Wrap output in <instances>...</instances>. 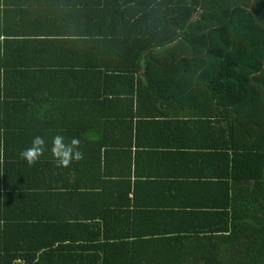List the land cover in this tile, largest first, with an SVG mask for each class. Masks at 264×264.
I'll return each instance as SVG.
<instances>
[{
    "label": "trees",
    "instance_id": "16d2710c",
    "mask_svg": "<svg viewBox=\"0 0 264 264\" xmlns=\"http://www.w3.org/2000/svg\"><path fill=\"white\" fill-rule=\"evenodd\" d=\"M8 4L0 0V8ZM65 5L67 19L80 23V39L41 41L49 57L45 63L27 49L28 41L8 56L12 41L0 47V153L18 170L8 189L0 174V264H264V0H71ZM63 52L64 61L51 62L50 56ZM88 57H94L98 74L133 80L141 73L139 89H159L161 98L167 89L192 88L210 104V113L217 111L226 137L213 147L222 152L229 181L222 184L213 226L171 223L142 233L133 225L124 234L122 224L105 223L102 232L99 224L67 218L66 211L62 218L51 217L42 202L29 209L32 186L26 173L39 158L28 164L20 153L41 135L28 122L29 106L38 101L44 81L54 87L58 77L84 73L88 64L73 60ZM113 231L114 237L107 234Z\"/></svg>",
    "mask_w": 264,
    "mask_h": 264
},
{
    "label": "crops",
    "instance_id": "0c3cea01",
    "mask_svg": "<svg viewBox=\"0 0 264 264\" xmlns=\"http://www.w3.org/2000/svg\"><path fill=\"white\" fill-rule=\"evenodd\" d=\"M7 1L9 8H0V47L6 40L13 42L7 56L28 41L27 49L45 63L49 57L41 41L80 39V23L67 19L65 1L71 0ZM62 54L50 56L51 62L64 61ZM93 58L73 60L88 64L82 66L84 73L61 81L58 77L54 87L44 81L35 96L38 101L29 106L28 122L45 140L38 164L28 166L26 173V184L32 186L29 209L42 202L51 217L67 213V218L99 224L102 232L105 223L122 224L119 233L124 234L133 225L142 233L165 230L171 223L213 226L221 211L222 184L229 181L222 152L213 147L223 145L226 137L223 120L215 118L217 111L210 113V104L192 88L167 89L161 98L159 89H139L144 84L141 73L133 80L98 74ZM9 61L14 63L13 58ZM57 135L67 145L77 140L74 150L81 158L58 166L51 153ZM12 164L4 163L2 151L0 174L2 180L6 177L7 189L18 171ZM114 211L129 216L114 217ZM104 213L112 217L96 219ZM107 234L114 237V231Z\"/></svg>",
    "mask_w": 264,
    "mask_h": 264
},
{
    "label": "clouds",
    "instance_id": "9594fccd",
    "mask_svg": "<svg viewBox=\"0 0 264 264\" xmlns=\"http://www.w3.org/2000/svg\"><path fill=\"white\" fill-rule=\"evenodd\" d=\"M63 140L64 138L60 135L52 139L51 153L58 166H67L70 161L81 158V153L74 150L78 141L73 139L71 145H67ZM44 150L45 140L40 136H36L32 139L31 147L23 150L20 157L28 164H33L43 154Z\"/></svg>",
    "mask_w": 264,
    "mask_h": 264
}]
</instances>
